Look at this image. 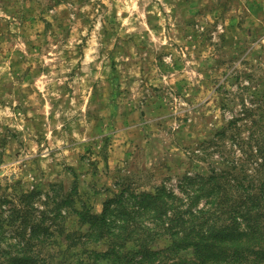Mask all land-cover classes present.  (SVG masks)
<instances>
[{"label":"clouds","instance_id":"obj_1","mask_svg":"<svg viewBox=\"0 0 264 264\" xmlns=\"http://www.w3.org/2000/svg\"><path fill=\"white\" fill-rule=\"evenodd\" d=\"M0 20L9 22L0 32V167L17 173L3 180L13 203L42 189L33 208L54 207L47 182L69 177L65 232H85L80 212L103 217L122 197L138 212L123 248L149 239L157 264H178L164 256L184 236L173 219L216 211L206 182L229 169L245 183L264 175V0H17ZM160 187L171 193L166 212L141 208V195ZM225 188L235 192L236 179ZM0 207L8 220L9 205ZM109 219L113 235L125 232L126 216ZM29 242L30 228L2 246ZM31 254L36 264H93L109 249L56 234Z\"/></svg>","mask_w":264,"mask_h":264},{"label":"trees","instance_id":"obj_2","mask_svg":"<svg viewBox=\"0 0 264 264\" xmlns=\"http://www.w3.org/2000/svg\"><path fill=\"white\" fill-rule=\"evenodd\" d=\"M261 169L264 170V164ZM192 179L184 177L181 184L185 181L191 183ZM231 179H236V191L233 193H229L225 188ZM206 183L210 185L207 194H215L217 197L216 211L211 216L192 221H186L185 214L178 212L172 222L173 228L183 231L184 236L176 246L165 252L164 256H176L178 264H264V175L245 183L243 178L234 176L229 169L220 176L210 178ZM34 196L32 193L22 194L23 208L12 211L18 212L16 218H13L11 213L14 225L17 218L21 221L20 229L17 228L18 236L23 238L26 230L31 229V242L24 248L12 246L9 249H0V264H36L35 257L31 254L33 242L55 235L53 224L49 225V220L53 219L54 223L60 208L44 211L33 208ZM170 196V192L160 187L155 196L150 192L143 193L137 203L141 208L155 207L159 214L163 215L168 207L165 197ZM121 199L122 197H117L115 201H109V204L116 203L117 209L106 208L103 217L90 215L85 208L79 213L80 219L77 223L88 225L86 233L69 231V235H65L66 239L74 241L80 236L98 241L105 240L109 255L96 256L93 264H157L158 257L148 250L149 239L142 240L138 248H123V240L136 230L134 215L138 212H128L121 206ZM72 202V197H69V206ZM37 211L40 215H37ZM113 212L117 216H126L129 221L125 232L119 236L113 235L111 231L115 221L110 220L109 216ZM237 216L246 222L247 232L239 230ZM3 226L4 223H0V229Z\"/></svg>","mask_w":264,"mask_h":264},{"label":"rangeland","instance_id":"obj_3","mask_svg":"<svg viewBox=\"0 0 264 264\" xmlns=\"http://www.w3.org/2000/svg\"><path fill=\"white\" fill-rule=\"evenodd\" d=\"M189 2H190V0H180L181 6L183 4L189 3ZM16 3H17V0H0V10L6 9L10 6H14ZM200 3H203L207 7H210L212 0H200ZM201 10L203 11L204 9H201ZM21 20H23V18H21ZM192 22H193L192 19H189L187 21V23H192ZM8 23H9L8 21L0 20V32H3L8 27ZM249 31L251 32V29ZM80 130L82 132L84 131L83 128H81ZM4 142L5 141L3 139H0V164H3L4 158H5L4 152L2 150ZM16 155L18 156L19 153L17 152ZM81 158H83V154H82ZM167 159H174V157L168 156ZM21 167H22V165H21ZM7 173H8V169L6 167H0V205L7 203L9 205L8 211L10 212V216H9L8 220H4L3 219V212L5 210L2 207H0V223H4V226L0 229V249H9L12 247L11 245L8 247L2 246L5 236L18 235L17 228L19 227V229H20L21 221H20V219L17 218L15 221V225H14V223H12V221H11L12 220L11 213L13 214V218L17 217L16 215L18 214V212H12V211L13 210L16 211L17 208H19V209L23 208L22 204H21V200H22L21 196H22V194H27V193L21 192L18 196L13 197L17 201V203L12 202V199L9 198L10 194L7 192V187L10 185H5L3 183V180L7 179L10 181H15L17 173L12 172L10 175H8ZM167 179L168 178L165 177V180H167ZM181 180H182V178H181ZM47 183H49L51 185V187L54 189L55 195L49 197V201H45V203H49L50 201H53V200L57 201L55 206L50 207V209L51 208L55 209L56 207L61 208L64 206H69V197H72L74 194V189H73V184H72L71 179L69 177H65L64 180L60 183H53L51 181H49ZM180 183H181V181H180ZM41 191H42V189H33L31 192H28V193L35 194V196L33 198V202L40 196ZM47 209H49V208H47ZM36 213H37V215H40L39 211H37ZM20 214L22 215L23 213L20 212ZM51 218H53V217H51ZM63 219L64 218L60 217V215L58 214L54 223L52 222L53 219L49 220V225L53 224L52 226H53V230H54L55 235L59 234V235L63 236V238L65 240L69 241V239H66V237H65V235H69V231L65 232V225L63 223ZM79 224L81 226L85 225V224H81V223H79ZM51 230H52V228H51ZM86 231L85 232L79 231V234L86 233ZM79 239H82V237L77 236L76 240H79ZM101 242L104 246L107 247L105 240H101ZM221 264H228V263L222 262Z\"/></svg>","mask_w":264,"mask_h":264}]
</instances>
